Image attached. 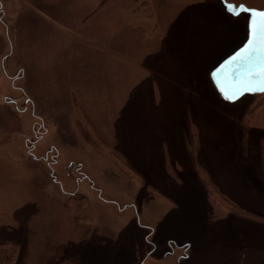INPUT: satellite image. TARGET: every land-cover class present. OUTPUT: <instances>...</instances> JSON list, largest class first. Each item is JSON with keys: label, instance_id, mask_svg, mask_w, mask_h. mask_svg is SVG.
I'll list each match as a JSON object with an SVG mask.
<instances>
[{"label": "rangeland", "instance_id": "374dc122", "mask_svg": "<svg viewBox=\"0 0 264 264\" xmlns=\"http://www.w3.org/2000/svg\"><path fill=\"white\" fill-rule=\"evenodd\" d=\"M247 19L220 0H0L10 264H264V95L229 103L210 79Z\"/></svg>", "mask_w": 264, "mask_h": 264}, {"label": "water", "instance_id": "95a60500", "mask_svg": "<svg viewBox=\"0 0 264 264\" xmlns=\"http://www.w3.org/2000/svg\"><path fill=\"white\" fill-rule=\"evenodd\" d=\"M226 7L235 4L224 2ZM243 9L250 15L248 22V38L242 47L223 59L210 73V79L217 92L223 100L235 103L247 94H264V76L261 75L264 69V53L254 52L247 60H239L232 63L233 58L237 57L248 46L252 39L251 25L258 19L259 13L264 10L248 9L244 5ZM239 6V7H240ZM256 47L259 46V33L256 38Z\"/></svg>", "mask_w": 264, "mask_h": 264}, {"label": "snow or ice", "instance_id": "6c2138e0", "mask_svg": "<svg viewBox=\"0 0 264 264\" xmlns=\"http://www.w3.org/2000/svg\"><path fill=\"white\" fill-rule=\"evenodd\" d=\"M230 14L232 15H240L241 11H246V9H243L242 6H229L227 8ZM251 32H252V39L249 41L248 46L243 50L242 53H240L237 57L233 58L232 63H235L239 60H247L254 52L257 53H264V13L258 14V19L254 20L251 25ZM259 33V46L256 47V38L257 34ZM261 75L264 76V69L261 71ZM261 90H264L262 88Z\"/></svg>", "mask_w": 264, "mask_h": 264}, {"label": "flooded vegetation", "instance_id": "af4514ba", "mask_svg": "<svg viewBox=\"0 0 264 264\" xmlns=\"http://www.w3.org/2000/svg\"><path fill=\"white\" fill-rule=\"evenodd\" d=\"M221 2H222V4H223V6H224V8H225V10H226V12L227 13H229V11L227 10V7H226V5H225V1L226 2H228V3H232V2H230L229 0H220ZM232 4H234V3H232ZM240 5H244V4H239V5H236L235 4V6H237V7H239ZM246 8H248V9H255V10H264V8L263 9H259V8H252V7H249V6H246V5H244ZM243 13H245L246 15H248V19H247V22H249V18H250V15L248 14V13H246V12H241V14H243ZM230 14V13H229ZM240 14V15H241ZM230 15H232V14H230ZM233 16H235V17H237L236 15H233ZM239 16V15H238ZM247 31H248V29H247ZM247 38H248V32H247V37H246V39H245V41L241 44V46H239L237 49H239L240 47H242L243 46V44L246 42V40H247ZM236 49V50H237ZM235 50V51H236ZM220 95V94H219ZM260 95H264V94H247V95H245V96H243L241 99H239L238 101H240V100H242L244 97H246V96H249V97H252V98H256V97H258V96H260ZM222 98V97H221ZM223 99V98H222ZM253 99V100H254ZM42 137V136H41ZM40 136H39V139L41 138ZM32 145H31V147L33 146V144H34V141L31 143ZM59 155H60V152L57 150V148L56 147H54V146H52L51 148H50V150H49V152H47L44 156H42V157H40V158H45L46 160H48V166L49 167H52L53 166V164L54 163H57L58 162V157H59ZM139 165V164H138ZM82 168V167H81ZM80 168V169H81ZM140 168H141V166H140ZM139 168V169H140ZM134 169V168H133ZM79 173H82V170H79ZM86 177V176H85ZM169 180H171V178L169 179ZM122 211H124V212H126L127 213V211H129V210H132L133 212H135V215H136V217H138V220L140 219V216L137 214V212H136V210H137V206L136 205H134V204H130V206L129 207H127L126 209L125 208H123V209H121ZM123 213V212H122ZM126 213H124V215L126 214ZM138 213L140 214L141 212L138 210ZM125 216H128V215H125ZM135 217V218H136ZM134 221H135V219H134ZM143 223H144V227H149V226H152L151 224H147L146 222H145V220L143 221ZM147 229V228H146ZM174 240V239H173ZM169 241V243L170 242H172V240L171 239H169L168 240ZM176 241V240H175ZM182 245V244H181ZM180 262V260L178 261V263Z\"/></svg>", "mask_w": 264, "mask_h": 264}, {"label": "trees", "instance_id": "16d2710c", "mask_svg": "<svg viewBox=\"0 0 264 264\" xmlns=\"http://www.w3.org/2000/svg\"><path fill=\"white\" fill-rule=\"evenodd\" d=\"M109 0H106V2H108ZM145 2V1H144ZM141 4H143V1H141ZM145 4V3H144ZM148 5L147 10L149 11V3L147 1L146 3ZM215 87V86H214ZM216 89V88H215ZM217 91V90H216ZM120 162V161H119ZM124 165V164H123ZM127 169L128 172H133V170L131 171L130 167H128L127 164L124 165ZM208 189V187H207ZM219 195L218 192H214L213 195ZM85 201V200H84ZM222 203V202H221ZM79 203H77V208H79L78 205ZM14 246L10 245L9 243L6 244H1L0 245V264H10V262L13 260V258H15L14 256L16 255V249L13 248ZM12 264V263H11Z\"/></svg>", "mask_w": 264, "mask_h": 264}, {"label": "bare ground", "instance_id": "6f19581e", "mask_svg": "<svg viewBox=\"0 0 264 264\" xmlns=\"http://www.w3.org/2000/svg\"><path fill=\"white\" fill-rule=\"evenodd\" d=\"M225 52V50H223V52L222 53H224ZM221 55V53L219 54V56ZM238 102V101H237ZM143 245L145 246V244L143 243Z\"/></svg>", "mask_w": 264, "mask_h": 264}, {"label": "crops", "instance_id": "0c3cea01", "mask_svg": "<svg viewBox=\"0 0 264 264\" xmlns=\"http://www.w3.org/2000/svg\"><path fill=\"white\" fill-rule=\"evenodd\" d=\"M119 160V159H118Z\"/></svg>", "mask_w": 264, "mask_h": 264}]
</instances>
